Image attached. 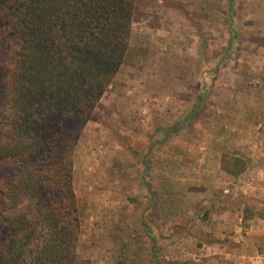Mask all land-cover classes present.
I'll return each mask as SVG.
<instances>
[{"label": "rangeland", "instance_id": "1", "mask_svg": "<svg viewBox=\"0 0 264 264\" xmlns=\"http://www.w3.org/2000/svg\"><path fill=\"white\" fill-rule=\"evenodd\" d=\"M15 50L10 16L0 9V122L7 126L12 117L3 99ZM263 85L264 0H135L125 58L71 149L80 227L74 264H198L205 258L199 246L215 233L200 219L205 206L219 201L221 208L230 200L212 189L204 203V147L245 163L264 160L252 149H264V138L255 146L237 142L226 136L228 122L219 124L222 106L264 99ZM193 104L199 105L195 119L157 144L158 129ZM72 119L66 114L64 129L74 128ZM7 126L0 144L9 141ZM249 129L264 133V117L251 118ZM18 170L0 158L4 220L31 205L3 194L4 179ZM249 207L264 214L260 201Z\"/></svg>", "mask_w": 264, "mask_h": 264}, {"label": "trees", "instance_id": "2", "mask_svg": "<svg viewBox=\"0 0 264 264\" xmlns=\"http://www.w3.org/2000/svg\"><path fill=\"white\" fill-rule=\"evenodd\" d=\"M0 9L10 16L16 45L3 99L12 118L8 126L0 122L9 141L0 144V158L19 167L4 179L3 194L31 203L0 216V264H74L80 227L71 149L125 58L135 0H0ZM198 110L193 104L159 128L156 143L179 134ZM66 114L73 129H64ZM221 162L234 176L247 164L231 154Z\"/></svg>", "mask_w": 264, "mask_h": 264}, {"label": "crops", "instance_id": "3", "mask_svg": "<svg viewBox=\"0 0 264 264\" xmlns=\"http://www.w3.org/2000/svg\"><path fill=\"white\" fill-rule=\"evenodd\" d=\"M254 90H261L260 86ZM264 92V85H263ZM262 100V102H261ZM264 99H254L248 102L242 98L232 101L228 108L222 106L220 125L228 122L229 131L226 134L231 140H246L255 146V142L264 138L263 132L250 131V119L264 117ZM257 110H263L257 112ZM256 115V116H255ZM232 131V132H231ZM256 155H264V149L253 148ZM201 169L205 172L204 195L207 200L215 189V194L228 199L226 206L217 208V202H208L202 213L204 224L215 228L214 238L202 241L199 246L201 259L198 264H220L214 256H221L226 264H264V214H259L249 207L250 203H264V160H253L246 164L240 174L234 176L222 167L223 152H214L204 147ZM242 200L236 202L237 198ZM234 200V201H232ZM208 231V230H207ZM207 232L206 235L212 234Z\"/></svg>", "mask_w": 264, "mask_h": 264}]
</instances>
